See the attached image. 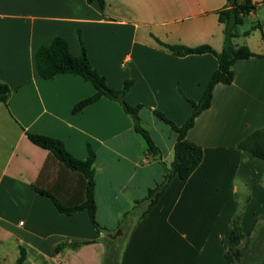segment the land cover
<instances>
[{"label":"crops","instance_id":"crops-1","mask_svg":"<svg viewBox=\"0 0 264 264\" xmlns=\"http://www.w3.org/2000/svg\"><path fill=\"white\" fill-rule=\"evenodd\" d=\"M251 2L254 10L245 21L256 26L261 42L254 49L245 46L264 55V0ZM104 3L101 10L86 0H0V82L11 89L6 104L0 103V263L16 264L22 249V264H104L105 239H124L121 264H226L223 244L233 216L241 210L245 232L264 215V162L237 149L264 128V59L236 61L233 82L215 86L210 108L186 134L202 148L201 163L187 179L173 177L141 219L147 191L172 162L175 135L166 146L154 142L160 158L153 157L116 102L100 99L72 114L93 86L72 74L40 79L34 53L61 37L78 56L82 41L109 87L131 80L129 104L160 111L179 126L191 111L186 99L199 100L217 60L211 54L178 57L158 42L220 51L224 36L217 17L231 0ZM26 132L59 139L78 159L86 158L91 145L101 230L91 226L85 211L62 214L33 189L53 186L62 169L51 160L49 178L38 180L48 152ZM135 207L140 212L132 222ZM59 245L64 246L57 250Z\"/></svg>","mask_w":264,"mask_h":264},{"label":"trees","instance_id":"trees-1","mask_svg":"<svg viewBox=\"0 0 264 264\" xmlns=\"http://www.w3.org/2000/svg\"><path fill=\"white\" fill-rule=\"evenodd\" d=\"M86 2L88 4L96 2L101 10L104 9V0H86ZM253 10L254 5L251 0H231L230 8L219 11L217 20L223 25L224 40L222 48L218 52L208 45L185 47L182 45H167L158 42L169 52L178 57L211 54L217 60V68L211 74L199 100L193 101L186 99L191 106V111L181 125H176L160 111L152 110V114L158 120L169 126L175 135V142L173 146V159L169 167H165L162 163L164 166L163 180L157 184L156 187L147 191L145 200L148 201V204L146 210L140 216L141 219L146 217L148 211L155 205L157 199L173 177L185 180L201 163L203 158L202 148L188 141L186 139V134L193 127L195 118L203 111L210 108L215 86L218 84L229 85L233 82V66L236 61L249 59L251 57L264 59V55L252 53L247 46H237L232 43L233 38L237 36L236 27L243 24L247 15ZM255 28L256 26H251L248 31L244 32V35H249ZM34 60L35 69L40 79L51 80L56 75L72 74L89 82L93 86V94L74 104L71 109L72 114H77L85 107L100 99L116 102L123 112L131 118L133 131L143 139L148 153L153 157L160 158L158 147L152 140L148 131L143 128L140 123L138 114L143 108V105H131L125 100V95L129 91L132 81H124L122 87L119 89L109 87L105 82V78L91 66L82 41L81 53L78 56H74L69 51L67 41L61 37H55L49 45L40 46L36 49ZM10 93L11 89L6 84L0 82V103L6 104ZM25 136L33 145L48 152L47 159L39 173V181L44 178H49L51 160L56 162L62 169L59 171L53 186L48 189L33 186V189L37 193L48 197L56 210L62 214L72 215L76 212L85 211L91 226L97 231L101 230L95 219L96 204L94 198L95 182L93 164L96 156L91 145H86V158L78 159L66 150L64 144L59 139L28 132L25 133ZM237 149L247 152L251 156L264 162V128L255 130L246 136L238 143ZM66 183L71 185V187L68 189L67 187L62 188ZM262 217H264V215ZM256 220L257 218L254 221ZM253 227L254 226H250L246 233H242L240 227V213H236L233 216L229 230V247L236 246L245 236L250 234ZM262 235L264 236V233ZM116 242L117 241L105 239L107 253L104 264H118L117 256L119 251L115 252L114 247V243ZM63 246L64 245H59L57 250H60ZM223 257L228 264L232 261L231 257L237 261L240 260V254L237 251L233 252L231 250L230 256L225 252V248ZM24 260L25 254L21 249L16 264H22Z\"/></svg>","mask_w":264,"mask_h":264},{"label":"rangeland","instance_id":"rangeland-1","mask_svg":"<svg viewBox=\"0 0 264 264\" xmlns=\"http://www.w3.org/2000/svg\"><path fill=\"white\" fill-rule=\"evenodd\" d=\"M251 26L252 24L250 23L249 19L244 21L243 24L238 25L236 28H238V31L241 34L233 38L232 43L237 46L246 45L248 43L249 45L253 46L252 48L254 49L255 48L254 44H257V43L259 44L261 42L260 33L258 31L256 32L252 31L249 36L244 35V32L248 31ZM140 118H141V121H140L141 126L148 131V133L150 134L154 142L161 144L163 146H166L167 144L171 142V139L174 137V133L171 131L168 125L158 120L154 115L152 116V114L147 109H142ZM139 139L145 148L144 141L142 140V138H139ZM137 209H138L137 207L133 209V213H132L133 215L131 218H129V221H132V222L135 221V219L137 218V215L140 212L139 211L140 209L139 210ZM239 213H241V210H239ZM108 218H110V220L113 221L112 216L109 215ZM250 226H254L250 234L248 236H245L236 246L229 247V242L227 244H223L225 248V252L229 254L230 256H231V250L233 252L237 251L240 254L239 261L231 257L232 261H230L229 264H264L263 262L264 236L262 235L264 233V217L259 215L256 221H252L250 223ZM247 230L248 229H246L245 232L242 231V233H246ZM125 231L127 232L126 229ZM123 241L124 239H122V241H117L116 243H114L115 252L119 251L118 252L119 254L117 256L118 264H121L122 248L124 246ZM106 248H107V245H106ZM226 264L228 263L226 262Z\"/></svg>","mask_w":264,"mask_h":264},{"label":"water","instance_id":"water-1","mask_svg":"<svg viewBox=\"0 0 264 264\" xmlns=\"http://www.w3.org/2000/svg\"><path fill=\"white\" fill-rule=\"evenodd\" d=\"M110 236H108V238H109Z\"/></svg>","mask_w":264,"mask_h":264},{"label":"built area","instance_id":"built-area-1","mask_svg":"<svg viewBox=\"0 0 264 264\" xmlns=\"http://www.w3.org/2000/svg\"><path fill=\"white\" fill-rule=\"evenodd\" d=\"M20 224H22V223H20Z\"/></svg>","mask_w":264,"mask_h":264}]
</instances>
